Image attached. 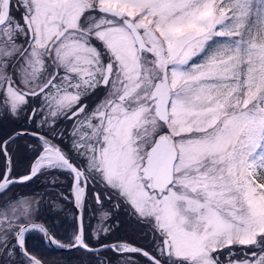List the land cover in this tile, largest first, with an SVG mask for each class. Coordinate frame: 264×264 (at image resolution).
<instances>
[{
    "label": "snow or ice",
    "instance_id": "1",
    "mask_svg": "<svg viewBox=\"0 0 264 264\" xmlns=\"http://www.w3.org/2000/svg\"><path fill=\"white\" fill-rule=\"evenodd\" d=\"M32 233L82 264H264V0H0V264H46Z\"/></svg>",
    "mask_w": 264,
    "mask_h": 264
},
{
    "label": "trees",
    "instance_id": "2",
    "mask_svg": "<svg viewBox=\"0 0 264 264\" xmlns=\"http://www.w3.org/2000/svg\"><path fill=\"white\" fill-rule=\"evenodd\" d=\"M37 184L31 185L28 187V194L37 192ZM44 210V209H43ZM124 213V212H123ZM51 212H40V218L45 217L47 218L48 222L51 224L52 218L50 217ZM49 215V217H48ZM122 225L121 230L117 229L114 231V236L123 237V238H130L137 240L136 243L142 242V233L140 227L134 223L126 213L121 218ZM130 225V228L128 227ZM51 226V225H50ZM49 226V229L51 227ZM136 230L137 233L130 232L129 230ZM27 244L30 250H32L38 256H42L46 259V264H71L72 260L75 262H79L82 264L81 259L78 257L80 256L79 253H69L64 252L59 249H53L52 247L46 246L45 243L42 241L40 235L33 233L32 235H28L27 237Z\"/></svg>",
    "mask_w": 264,
    "mask_h": 264
},
{
    "label": "flooded vegetation",
    "instance_id": "3",
    "mask_svg": "<svg viewBox=\"0 0 264 264\" xmlns=\"http://www.w3.org/2000/svg\"><path fill=\"white\" fill-rule=\"evenodd\" d=\"M43 181H37L35 184H37L36 191L43 194L45 185H43ZM22 193H25L28 191V188H22L19 189ZM52 199H55L54 196H52ZM46 201H48V198H45ZM44 209V210H43ZM40 212H51L52 214L50 217L52 218L51 224L48 222L47 218L41 217L40 222H43L48 228L51 227V230L56 234L58 238L65 237L66 235H70L71 231L74 227V212L75 209L70 203L64 202L61 203L57 201L56 205L51 204L50 202L45 203L44 206L41 208ZM124 216L123 211L116 212L111 220V223L114 225V231L117 229L121 230L122 221L121 218ZM49 217V215H48ZM117 217H120L118 221L116 220ZM130 228V225L128 226ZM130 232L137 233L136 230L130 229ZM33 234V233H32ZM31 234V235H32ZM37 234V233H35ZM39 235V234H37ZM123 238V237H120ZM126 239V238H123ZM126 240L137 242V240L127 238Z\"/></svg>",
    "mask_w": 264,
    "mask_h": 264
},
{
    "label": "rangeland",
    "instance_id": "4",
    "mask_svg": "<svg viewBox=\"0 0 264 264\" xmlns=\"http://www.w3.org/2000/svg\"><path fill=\"white\" fill-rule=\"evenodd\" d=\"M43 185H45L44 183H43ZM25 194H28L27 192H25ZM32 193H29V195H31ZM45 198H48V201H51V200H53L52 199V196H46ZM125 213V212H124ZM118 219H120V217H117V221H118ZM71 264H81V263H79V262H75L74 260H72V262H71Z\"/></svg>",
    "mask_w": 264,
    "mask_h": 264
},
{
    "label": "water",
    "instance_id": "5",
    "mask_svg": "<svg viewBox=\"0 0 264 264\" xmlns=\"http://www.w3.org/2000/svg\"><path fill=\"white\" fill-rule=\"evenodd\" d=\"M60 250V249H59Z\"/></svg>",
    "mask_w": 264,
    "mask_h": 264
}]
</instances>
